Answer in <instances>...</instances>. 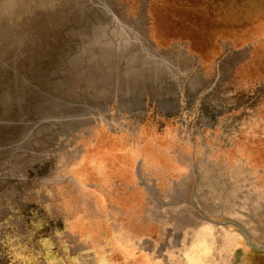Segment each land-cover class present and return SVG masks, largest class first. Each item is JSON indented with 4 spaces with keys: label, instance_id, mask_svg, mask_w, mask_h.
Masks as SVG:
<instances>
[{
    "label": "rangeland",
    "instance_id": "obj_1",
    "mask_svg": "<svg viewBox=\"0 0 264 264\" xmlns=\"http://www.w3.org/2000/svg\"><path fill=\"white\" fill-rule=\"evenodd\" d=\"M0 264H264V0H0Z\"/></svg>",
    "mask_w": 264,
    "mask_h": 264
},
{
    "label": "bare ground",
    "instance_id": "obj_2",
    "mask_svg": "<svg viewBox=\"0 0 264 264\" xmlns=\"http://www.w3.org/2000/svg\"><path fill=\"white\" fill-rule=\"evenodd\" d=\"M199 258V257H198Z\"/></svg>",
    "mask_w": 264,
    "mask_h": 264
}]
</instances>
